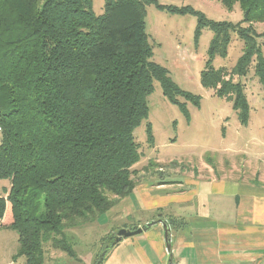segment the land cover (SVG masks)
Segmentation results:
<instances>
[{
	"label": "trees",
	"instance_id": "trees-1",
	"mask_svg": "<svg viewBox=\"0 0 264 264\" xmlns=\"http://www.w3.org/2000/svg\"><path fill=\"white\" fill-rule=\"evenodd\" d=\"M219 1L226 9L237 2L245 24L155 0H104L99 16L92 0H0V179L10 181L0 195V228L17 232L15 254L25 264H44L48 242L79 260L66 231L97 221L133 190L141 157L133 131L147 118L154 80L185 114L177 96L198 103L151 60L146 4L196 15V37L203 27L213 32L200 83L247 120L244 84L233 77L245 76L254 61L264 88V57L251 27L264 21V0ZM232 31L242 53L230 71L215 68L212 59L226 55ZM115 233L101 239L94 264L119 242Z\"/></svg>",
	"mask_w": 264,
	"mask_h": 264
},
{
	"label": "rangeland",
	"instance_id": "rangeland-1",
	"mask_svg": "<svg viewBox=\"0 0 264 264\" xmlns=\"http://www.w3.org/2000/svg\"><path fill=\"white\" fill-rule=\"evenodd\" d=\"M155 1L178 8L190 6L211 20L245 24L237 2L226 9L219 0ZM92 5L95 15L103 13L104 0H92ZM145 11V30L153 52L151 60L166 68L181 90L197 96L198 103L177 96V100L184 103L185 114L163 94L160 82L153 81V90L147 96V118L133 131L141 152L140 159L133 165L137 170L135 175L139 179L154 178L162 175L158 168L173 174L193 169L214 176L240 179L256 176L264 180V88L254 74V61L245 76L233 77L234 81L244 84L248 103L247 120L242 122L231 100L217 96L213 89L200 83V71L209 57L213 32L203 27L196 37L197 16L194 14L173 13L154 3L146 4ZM251 27L264 57V21L252 22ZM242 46L238 35L230 32L226 55H215L212 66L230 71L242 53ZM147 124L151 127L152 142L147 138ZM9 187V179H0V195H5ZM135 220L136 215L123 219L121 215L108 218L103 214L95 222L68 229L66 233L79 260L52 248L48 242L44 245V264H94L101 239L121 228L130 226L129 230H133L131 224ZM17 248V232L0 228V264H25L23 256H16Z\"/></svg>",
	"mask_w": 264,
	"mask_h": 264
},
{
	"label": "crops",
	"instance_id": "crops-1",
	"mask_svg": "<svg viewBox=\"0 0 264 264\" xmlns=\"http://www.w3.org/2000/svg\"><path fill=\"white\" fill-rule=\"evenodd\" d=\"M158 170L162 175L137 180L105 214L136 215L131 227L166 220L171 263L157 221L122 238L102 264H264V180Z\"/></svg>",
	"mask_w": 264,
	"mask_h": 264
},
{
	"label": "water",
	"instance_id": "water-1",
	"mask_svg": "<svg viewBox=\"0 0 264 264\" xmlns=\"http://www.w3.org/2000/svg\"><path fill=\"white\" fill-rule=\"evenodd\" d=\"M157 221L162 224L164 242H165L166 250L169 254L168 262L171 263L172 256H171V245H170V238H171L170 237V226H169V223L164 219H159L156 221L155 220L148 221V222L138 226L137 228H135L133 230L121 228V229L116 231L115 236H114V242L120 241L122 238H125V237H129V236H132L135 234H139L142 231H145L146 229H148L153 224H155ZM102 257H103V253H101L99 255V259L96 261L95 264H100V262L102 261Z\"/></svg>",
	"mask_w": 264,
	"mask_h": 264
}]
</instances>
